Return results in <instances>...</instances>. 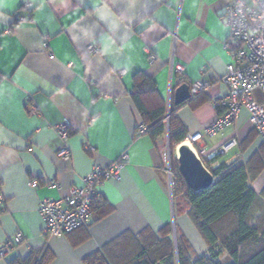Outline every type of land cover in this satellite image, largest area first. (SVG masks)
<instances>
[{
  "label": "crops",
  "instance_id": "obj_1",
  "mask_svg": "<svg viewBox=\"0 0 264 264\" xmlns=\"http://www.w3.org/2000/svg\"><path fill=\"white\" fill-rule=\"evenodd\" d=\"M228 1L7 0L11 7L0 6V245L17 233L25 239L0 264L44 246L50 264H83L124 233L174 225L163 158L168 136L137 133L147 126L132 97L134 78L144 72L154 79L156 90L142 101L165 111L179 106L174 94L180 67L190 83L212 78L207 91L193 102L191 95L175 115L188 139L204 132L218 116L215 101L227 91L221 80L231 62L225 48ZM254 97L264 100L259 90ZM61 125L73 132L66 142L57 132ZM223 133L204 139L209 150L228 135L237 139L218 163L246 164L264 149L246 108ZM65 145L69 160L59 156ZM124 156L120 179L99 187L108 215L95 222L93 216L88 227L64 236L43 233V200L68 195L95 165L107 168ZM257 178L249 183L261 193L264 178ZM31 180L38 181L36 188ZM176 226L198 254L208 252L197 229L192 239L184 225Z\"/></svg>",
  "mask_w": 264,
  "mask_h": 264
},
{
  "label": "trees",
  "instance_id": "obj_2",
  "mask_svg": "<svg viewBox=\"0 0 264 264\" xmlns=\"http://www.w3.org/2000/svg\"><path fill=\"white\" fill-rule=\"evenodd\" d=\"M154 90L151 76L144 72L135 75L132 97L147 126L145 133L153 137L167 134L169 146L176 149L188 139L175 116L180 105L168 111L164 107L149 109L142 96ZM203 94L192 97L191 102ZM72 133L69 128V136ZM220 156L206 164L214 177L213 185L206 190H191L179 169L173 172L175 217L191 218L209 247L207 253L198 254L177 226L175 229L167 224L159 231L146 228L139 234L124 233L84 258L83 264H264V190L256 193L249 183L264 168V149L246 164L218 163ZM92 211L93 222L111 212L102 197L93 203ZM51 259L49 248L44 246L9 264H50Z\"/></svg>",
  "mask_w": 264,
  "mask_h": 264
},
{
  "label": "built area",
  "instance_id": "obj_3",
  "mask_svg": "<svg viewBox=\"0 0 264 264\" xmlns=\"http://www.w3.org/2000/svg\"><path fill=\"white\" fill-rule=\"evenodd\" d=\"M19 20L21 21L22 18ZM225 20L229 29L225 48L231 55V62L221 81L227 91L215 101V108L218 111L216 120L206 127L204 132L189 136L188 139L192 149L205 166V163H209L217 155L228 154L238 145L236 138H229L217 148L209 150L204 145V139L224 135L226 127L237 120L243 108L248 110L249 121L256 128L264 144V100L257 102L254 97L256 90L261 91L264 95V0H229L225 11ZM45 45L47 46L46 43ZM97 50V47L92 48L93 52ZM147 51L153 62L156 59L155 55L151 54L149 49ZM179 71L178 83L179 85H189L192 97L205 93L214 81L211 78L206 82L190 83L182 67L179 68ZM57 132L66 142L69 137V127L67 125L58 126ZM145 132L146 127L139 126L138 133L144 134ZM168 148L169 146H166L163 150V158L173 194L174 174L170 168ZM59 156L69 160L71 158L70 148L65 145L59 152ZM126 160L127 158L124 156L117 164L107 168L95 165L84 178L83 186L71 188L69 194L60 199L43 200L39 207V213L44 223L43 233L51 236H64L89 225L94 216L92 205L101 198L99 187L109 179H120V173ZM214 166H218V164H214ZM37 186L38 181L31 180L30 187L36 188ZM1 188L0 182V201H4ZM24 241V236L21 233L11 236L0 245V257L4 258Z\"/></svg>",
  "mask_w": 264,
  "mask_h": 264
},
{
  "label": "water",
  "instance_id": "obj_4",
  "mask_svg": "<svg viewBox=\"0 0 264 264\" xmlns=\"http://www.w3.org/2000/svg\"><path fill=\"white\" fill-rule=\"evenodd\" d=\"M191 98L190 86L180 85L174 94V102L181 105ZM179 171L187 186L193 191H201L210 188L214 183L212 173L205 167L191 146L182 143L177 148Z\"/></svg>",
  "mask_w": 264,
  "mask_h": 264
},
{
  "label": "rangeland",
  "instance_id": "obj_5",
  "mask_svg": "<svg viewBox=\"0 0 264 264\" xmlns=\"http://www.w3.org/2000/svg\"><path fill=\"white\" fill-rule=\"evenodd\" d=\"M171 106H169L168 109H170ZM169 116H167V119ZM228 137V138H227ZM226 137V139H229L232 137V135H228ZM169 140L168 143L166 144V146H169ZM257 146V145H256ZM166 148V147H165ZM255 148V147H254ZM169 153H170V162H171V166L170 168L172 169V172H174L175 170H177V168L179 169V163H176L177 159V146L176 149H174L173 147L169 146ZM167 150V149H166ZM176 154V155H175ZM249 154V153H248ZM264 178V168L261 170L260 174L258 175V178L255 180H260L259 182H262ZM176 218V217H175ZM176 224L179 226H183L187 229L189 236L194 239L193 235L198 234L197 232V228L196 226L193 224V222L191 221L190 217H180L178 216L175 220H174V228L176 229ZM195 226V227H194ZM197 229V230H196ZM222 260L225 262L227 260V255H225L224 258H222Z\"/></svg>",
  "mask_w": 264,
  "mask_h": 264
},
{
  "label": "clouds",
  "instance_id": "obj_6",
  "mask_svg": "<svg viewBox=\"0 0 264 264\" xmlns=\"http://www.w3.org/2000/svg\"><path fill=\"white\" fill-rule=\"evenodd\" d=\"M2 7H11L12 5L7 2V0H3L2 4H0ZM169 145V144H168ZM180 146V145H179ZM177 146V148L179 147ZM178 156V155H177ZM206 167V166H205Z\"/></svg>",
  "mask_w": 264,
  "mask_h": 264
},
{
  "label": "bare ground",
  "instance_id": "obj_7",
  "mask_svg": "<svg viewBox=\"0 0 264 264\" xmlns=\"http://www.w3.org/2000/svg\"><path fill=\"white\" fill-rule=\"evenodd\" d=\"M185 144H187V145L191 146V145L189 144V142H185Z\"/></svg>",
  "mask_w": 264,
  "mask_h": 264
}]
</instances>
